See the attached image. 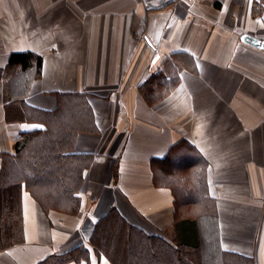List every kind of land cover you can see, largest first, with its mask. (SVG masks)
Returning <instances> with one entry per match:
<instances>
[{"label": "crops", "instance_id": "1", "mask_svg": "<svg viewBox=\"0 0 264 264\" xmlns=\"http://www.w3.org/2000/svg\"><path fill=\"white\" fill-rule=\"evenodd\" d=\"M257 1L0 0V169L22 132L64 119L73 159L86 154L73 194L0 185V264L82 245L93 256L92 240L94 264H112L93 233L109 213L264 264V49L241 40L264 39ZM15 51L40 55L39 74L9 66Z\"/></svg>", "mask_w": 264, "mask_h": 264}, {"label": "trees", "instance_id": "2", "mask_svg": "<svg viewBox=\"0 0 264 264\" xmlns=\"http://www.w3.org/2000/svg\"><path fill=\"white\" fill-rule=\"evenodd\" d=\"M257 3H260V0ZM41 60V56L35 54V52L15 51L9 54L8 64L9 66H19L22 70L34 66L36 69L35 75H37L40 72ZM159 75H162V72H157L155 77L157 78ZM80 99L82 98L80 97ZM64 100L59 103V108L68 104ZM82 103L83 101L80 100L79 104L82 105ZM70 125L69 121L64 119L56 125L54 122L48 123L45 130L37 129L21 133V138L15 142V152L21 154L20 157L5 158L3 165L9 163L8 168L0 169L1 188L10 187V192H3V197L5 195L13 198V190L16 187H11V185L20 186L23 182L26 184L46 182L52 185L51 187L56 191V194L59 193L58 189L60 188L64 189L65 193L73 194L75 192L78 188L79 179L82 177V165H84L85 160L81 157H86V154H82L79 158V164L73 159L75 154L72 152L70 145L71 138L75 135L71 132L77 130H72L73 128L68 127ZM78 127L81 129L82 126ZM27 141H32L33 144L30 150L23 152ZM192 147V144L186 142L182 146L188 152L194 149ZM169 153L174 152L169 151ZM159 161H161L159 162L161 164L170 165L169 154L161 157ZM197 161L198 159L195 163ZM9 201L8 198L6 206L10 209L12 206ZM12 204H15V202ZM7 207L4 212L9 211ZM14 211L11 208L9 214H7H13ZM111 214L107 215V225L114 223L117 226V234L116 232L115 236L114 233L112 234L111 241H118V239L121 241L120 248L113 247L114 251H110L111 242L107 241V253L105 254H107V258L112 264H255L252 256L234 250L227 251L223 249L211 254H202L198 243H187L174 240L163 234L147 233L140 230V228L127 224L118 216H111ZM103 220L102 218L95 224L96 228L93 232L96 234L99 229L97 236L100 238L103 237L104 233ZM107 225L104 226L105 229H107ZM102 243L103 240H92L93 256L97 259H99L100 254L104 253ZM93 256L88 248L82 245L73 247L64 253L49 255L36 264H69L71 261L78 262L82 260L86 264H92Z\"/></svg>", "mask_w": 264, "mask_h": 264}, {"label": "rangeland", "instance_id": "3", "mask_svg": "<svg viewBox=\"0 0 264 264\" xmlns=\"http://www.w3.org/2000/svg\"><path fill=\"white\" fill-rule=\"evenodd\" d=\"M104 230H105V236H106V239H109V241L111 242L110 244V247H109V249H110V251L112 250V251H114L113 250V247H115V248H117V247H119L120 248V244H121V241L118 239V241L117 240H112L111 241V236H112V234L114 233V236H115V232H116V234H117V228L116 227H114V228H109L108 229V227H107V230L104 228ZM118 244V245H117ZM92 264H94V262H92Z\"/></svg>", "mask_w": 264, "mask_h": 264}, {"label": "water", "instance_id": "4", "mask_svg": "<svg viewBox=\"0 0 264 264\" xmlns=\"http://www.w3.org/2000/svg\"><path fill=\"white\" fill-rule=\"evenodd\" d=\"M241 40L248 42L256 47H260L262 49H264V39H259L255 38L249 34H242L241 35Z\"/></svg>", "mask_w": 264, "mask_h": 264}]
</instances>
